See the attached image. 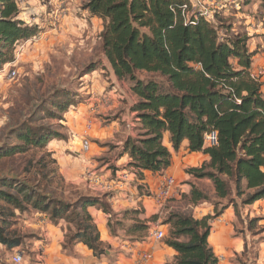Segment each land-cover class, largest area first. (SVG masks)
<instances>
[{
  "label": "trees",
  "instance_id": "16d2710c",
  "mask_svg": "<svg viewBox=\"0 0 264 264\" xmlns=\"http://www.w3.org/2000/svg\"><path fill=\"white\" fill-rule=\"evenodd\" d=\"M258 1L264 9V0ZM186 3L83 0L82 8L90 19L102 22L98 39L113 76L118 82H131L134 102L128 110L136 123L135 136L125 139L116 151L113 147L114 160L127 155L124 170L139 182L145 172H165L172 159L164 145L165 134L174 152L186 140L189 152L208 156L200 167L184 171L190 178L188 194L181 195L179 202H165L162 225L169 231L164 245L175 252L169 264H218L208 241L210 221L231 207L237 221L243 222L239 209L264 201V97L262 83L251 76L254 54L248 49L246 32H238L220 11L213 23L186 20L181 11ZM246 6L242 0V9ZM18 15V0H0V70L14 61L16 46L36 34V28L27 27ZM96 65H86L83 76L95 71ZM141 72L151 78H137ZM76 96L61 89L40 99L27 97L30 110L0 130V246L6 251L21 246L23 237L14 228L17 214L30 210L40 219L66 224L64 252L71 254L82 244L94 257L103 254V245L89 208L98 207L117 223L124 222L128 212L141 213L125 211L117 220L103 201L107 194L78 195L68 202L57 193L64 178L47 146L52 140L67 139L62 124ZM209 133L216 134L213 147L204 143ZM202 186H209V196ZM201 204L211 205L213 215L195 218L191 207ZM244 220L247 232L259 229V218ZM137 228L143 233L138 239H145L149 225L134 221L127 232ZM119 229V224L113 227V237ZM245 248L243 242L242 253Z\"/></svg>",
  "mask_w": 264,
  "mask_h": 264
},
{
  "label": "rangeland",
  "instance_id": "374dc122",
  "mask_svg": "<svg viewBox=\"0 0 264 264\" xmlns=\"http://www.w3.org/2000/svg\"><path fill=\"white\" fill-rule=\"evenodd\" d=\"M28 1L29 0H18V19L23 21L27 27H35L36 34L30 40L23 42L21 45H17L13 54L14 61L6 64L0 70V130L11 122L10 119L14 120L21 116V113L30 110V107L27 106V97L40 99L49 96L55 90H70L77 95L74 99L76 104L71 106L67 113L74 111L78 106L86 112V109L83 108L81 104L85 105L88 99L93 97V100L96 99L98 105H100L101 97L108 96L107 94L113 93L115 89L112 71L102 55L98 39L99 33L102 30V24L98 20H90L88 13L82 8L83 0ZM244 1L247 6L239 13L231 9L230 6H228L227 10L220 11V13L233 24L238 32H246L248 37H250L248 42V49L250 52L255 54L256 50H260L261 53H264V9L260 7V2L258 0ZM246 13L250 14L254 19L253 23L256 27H252L251 24H246V21L240 16ZM258 21H263V27H257ZM261 30H263V32ZM258 40L261 42H258ZM91 62L97 63L96 70L83 76V68ZM12 71H15L16 74L14 77L9 78L8 74ZM92 74L96 75V79L94 78L95 81L91 80ZM136 77L141 80H148L151 78L150 75L143 72L137 73ZM130 85L131 82L128 80L121 81L118 85L119 90L124 95L122 103L125 105H131L134 102V98L129 92ZM94 90L99 92L93 94ZM100 106L103 112L95 114V118L98 121L93 122V124H85L74 135L73 141L77 143V147L75 152L71 153V157L68 159L72 162H77V160L86 159L88 155H93L90 158L92 167L88 166L87 169L96 170L99 175L109 174L111 179L108 178V180L113 181V173L121 171L118 169L121 166H117L115 162H113L114 153H117L113 151V136L111 138H103V136H100L102 139H99V136H97V133L101 135V131H105L113 120V107L111 105L108 107ZM126 109L125 107L122 113L127 112ZM62 125L64 126V124ZM92 130H96L93 136L91 134ZM62 133L66 135L67 139L65 142H67L69 139L68 129L65 127ZM83 139L89 142L90 148L94 147L93 152L88 151L84 155L80 154V143ZM47 151H49L48 148ZM57 167L58 173L60 174L58 164ZM84 173L85 170L81 172V179ZM53 188H56V186H53ZM202 189L208 196L210 195L211 191L209 186H202ZM57 193L62 195L63 199L68 202H73L78 195L101 196L98 192L88 190L81 185L66 183L65 180L62 188L57 187ZM112 193H106L107 197H105L103 201L107 203L108 208L113 214L111 206ZM144 195L150 196L147 191H144ZM236 201L240 204V200ZM221 203L226 204L227 200H222ZM167 205L168 204H166L165 207H167ZM95 208L98 209V207ZM161 211L163 212V210ZM239 212L243 218V222L237 221L235 218L231 237L239 238L242 243H246L245 252L232 256L220 252V255L224 256L223 264H257L264 249V206H248L239 209ZM130 213L131 212L127 213L122 223L113 222V218L107 217V229L109 232H112V236L110 235L111 237H113V227L119 224L120 232L115 236L121 237L124 241H128L129 245L136 242L139 243L142 240L138 239V237L143 235L140 228H137L136 232L128 233L127 231L129 227L133 225L134 221H144L146 223L149 221L150 231L160 229L165 234L162 240L152 244L164 245V240L169 231L168 226L162 225L165 219L164 212L161 215L159 213L155 221H150L151 219L147 221L143 217V213H140V215H130ZM38 214L39 213L32 210L22 215L17 214L18 221L14 228L23 237L22 244L12 251H6L4 248H0V264H6L4 263L5 256L15 251L22 254L26 264L41 263V259L35 260L34 256L37 254L39 257H42V249H38V253L33 251V244L37 240H40V237L38 232L29 226V224L35 221V218L39 219L37 216ZM247 216L248 218L260 219L258 223L259 229L253 233H249L245 230L246 223L244 219ZM109 221L110 229L108 227ZM212 221L213 220L210 221V224H212ZM59 222L65 224L63 221H57L55 223L49 221V223L53 225ZM152 224L155 225L152 226ZM121 225L124 229L121 228ZM65 228L67 232L66 224ZM147 236L148 233L146 237ZM102 251L103 254L95 258L102 261L107 260L108 264H113L115 251L107 246H102ZM66 253L69 254L68 252ZM172 261L173 260H170L166 264Z\"/></svg>",
  "mask_w": 264,
  "mask_h": 264
},
{
  "label": "crops",
  "instance_id": "0c3cea01",
  "mask_svg": "<svg viewBox=\"0 0 264 264\" xmlns=\"http://www.w3.org/2000/svg\"><path fill=\"white\" fill-rule=\"evenodd\" d=\"M31 1L32 0H29L28 2ZM211 1L216 5L225 7V4H228V2L231 0ZM240 16L246 21V24H251L252 27H256L253 23L254 19L250 14L246 13L241 14ZM90 20L98 19L91 18ZM261 31L263 32V30ZM258 42L261 41L258 40ZM252 60L251 74L258 75V73H261V76H259V81L262 83L261 93L264 97V53H261L260 50H256ZM94 78L96 79V75L92 74L91 80L95 81ZM113 85L115 87L113 90L114 92L107 94L112 99L111 106L113 107V120L107 126L105 131H101V135L97 133V136H99V139H102L100 136H103V138H111L113 136V147H117L114 149L116 151L122 146V143L125 139L135 136L134 128L136 127V123L133 120V114H130L128 110L130 104L125 105L122 103L124 95L119 90V82L114 76ZM97 92L99 91L94 90L93 94H96ZM97 102L98 101L96 99L93 100V97H91L88 99L85 105L81 104V106L86 109V112H84L83 109L79 108L80 106H78L74 111L67 113L64 117L65 119L63 124L68 129L69 139L67 142L52 140L47 146L48 150L53 153V156L56 158L57 164L59 166V172L64 178L65 182L81 185L88 190L90 189L87 187L85 182H83V179H81V172L84 170L86 171L88 166L92 167L90 158L93 155H88L86 159L77 160V162H72L68 158L71 157L70 154L74 153L77 147V143L73 141V137H75L74 135L76 132L80 130L85 124H93V122H97L98 120L95 118V114L103 112L102 107L98 105ZM125 107L127 108V112L122 113V110H124ZM95 132L96 130H92V136ZM163 141L164 145L169 149L172 156L171 166L163 173L153 174L150 172H145L144 179L141 182L137 180H131L125 184L118 183L116 179L117 175L122 172L123 169H125L127 163L129 162V158L127 155H124L119 160H113L117 166H121L120 168L116 167L121 171L114 172L113 181H110V184H117L113 188L111 198L113 215H115L117 220H121V214L129 210L140 211L143 213V217L147 221L157 216L159 213L160 215L163 214V212L166 214L167 209L164 207V204L161 207H158L152 197L156 193L157 188L162 181V177L165 175H170L176 179V186L170 199L174 200L175 202H179L181 200V195H187L189 192V186L187 182L190 181V178L185 174L184 171L189 168H198L208 160V156L201 152H189L187 150L188 142L186 140L182 142L179 150L176 152L172 150L171 145L169 144L168 134L164 135ZM88 151L93 152L94 147H89ZM101 177L104 180L109 181L108 178H110V175L103 174ZM144 191H147L150 196H145ZM93 192H98L100 195L106 194V192L102 191ZM253 206L263 207L264 201L257 202ZM161 210H163V212ZM191 210L193 216L197 219H200L204 216L213 215V208L209 204H201L196 207H191ZM88 211L97 227L102 245L110 247L115 251V255L113 256V264H133L136 253L142 249H147L152 254V260L149 264H166L170 260L174 259L175 252L173 250L165 247L163 244H152L156 241L151 240L148 238V236L141 242H136L131 245H129V242L124 241L121 237H111L109 230L107 229V215L97 208H89ZM37 216L39 218V215ZM234 221V211L231 207H228L218 218L212 221V224H210L211 230L208 241L216 257L220 255V252H224L231 256L240 254L242 252V241L239 238L231 237ZM147 224L149 225L148 222ZM154 225L155 224H152V226ZM29 226L34 228L40 237V240H37L33 244L34 252L38 253V249H42V257H39L37 254L34 256L35 260L41 259L40 264H108L107 260L102 261L93 257L92 252L82 244H77L73 248V252L71 254L64 252L62 249V243L64 234L66 233V228L65 224L62 222L53 225L49 223V221H46L43 224L40 222V218H35V221H33L32 224H29ZM119 232L120 231L117 230V233ZM0 248L3 247L0 246ZM16 254L21 253L15 251L12 254H7L5 256L4 263L13 264L12 257H14Z\"/></svg>",
  "mask_w": 264,
  "mask_h": 264
},
{
  "label": "built area",
  "instance_id": "2783aa9c",
  "mask_svg": "<svg viewBox=\"0 0 264 264\" xmlns=\"http://www.w3.org/2000/svg\"><path fill=\"white\" fill-rule=\"evenodd\" d=\"M186 5H183L181 8L182 15L186 20H188L190 17L193 18H201L208 23H213L214 21V14L216 12L227 10L228 6L231 7L234 11L239 13L242 10V0H231L228 2V4H225V7H221L219 5H216L211 0H186ZM257 27L261 28L263 27V21H258ZM15 71H12L8 74L9 78H12L15 76ZM252 77L259 80V76H261V73H258V75H252ZM111 98L109 96H102L101 97V103L102 106H110L111 105ZM204 143L208 147H213L216 145V134L215 133H209L205 135L204 137ZM89 149V142L85 139H83L80 143V154L84 155L88 152ZM83 182L87 185V187L92 191H102L106 193H112L114 186L117 184H110V181L104 180L101 175H99L96 170H89L87 169L85 173L83 174ZM117 182L118 183H128L131 180H134V175L129 173L128 171L124 170L120 172L117 175ZM176 186V179L173 176L165 175L162 177V181L160 185L157 188L156 193L153 195V199L155 201V204L158 207H161L166 201H168L171 198L172 192ZM41 223H45L46 219L42 217L40 219ZM165 237V234L160 229H155L154 231H150L148 234V238L154 241H160ZM218 260V264H223L224 256L219 255L216 257ZM152 260V254L147 249L139 250L134 258L133 264H149ZM12 263L13 264H26L23 260V257L21 254H16L14 257H12ZM257 264H264V249L261 253V256L257 262Z\"/></svg>",
  "mask_w": 264,
  "mask_h": 264
}]
</instances>
